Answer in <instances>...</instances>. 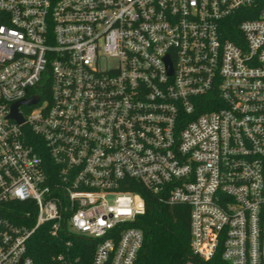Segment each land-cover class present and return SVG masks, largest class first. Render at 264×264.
Returning <instances> with one entry per match:
<instances>
[{"label":"built area","instance_id":"obj_1","mask_svg":"<svg viewBox=\"0 0 264 264\" xmlns=\"http://www.w3.org/2000/svg\"><path fill=\"white\" fill-rule=\"evenodd\" d=\"M140 188L187 205L181 264H264V0H0V264L39 227L140 264Z\"/></svg>","mask_w":264,"mask_h":264},{"label":"trees","instance_id":"obj_2","mask_svg":"<svg viewBox=\"0 0 264 264\" xmlns=\"http://www.w3.org/2000/svg\"><path fill=\"white\" fill-rule=\"evenodd\" d=\"M44 162H49L46 151L42 152ZM145 199V213L135 218L133 225L142 230L143 248L139 253L140 264H181L190 255L188 245L190 227L188 226L187 205L161 203L157 195L138 189ZM8 215H23L28 203L12 201ZM27 243L28 255L33 264H57L56 256L78 258L82 264H90L93 243L84 237H74L69 245L64 235L55 237L45 227L34 230Z\"/></svg>","mask_w":264,"mask_h":264},{"label":"water","instance_id":"obj_3","mask_svg":"<svg viewBox=\"0 0 264 264\" xmlns=\"http://www.w3.org/2000/svg\"><path fill=\"white\" fill-rule=\"evenodd\" d=\"M39 100L38 97H29L25 100H21L19 102H16L12 105L11 107V113H10V116L15 118L19 123H22L23 122V118L21 116V114L19 113V111H17V108L20 104H23V105H27V104H34L36 103L37 101Z\"/></svg>","mask_w":264,"mask_h":264}]
</instances>
